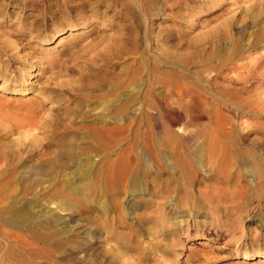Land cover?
Here are the masks:
<instances>
[{
    "label": "rangeland",
    "instance_id": "1",
    "mask_svg": "<svg viewBox=\"0 0 264 264\" xmlns=\"http://www.w3.org/2000/svg\"><path fill=\"white\" fill-rule=\"evenodd\" d=\"M55 1L0 0V264H147L140 258L139 244L155 251L157 242L163 243L162 236L147 230L151 223L145 217L153 216L154 208L137 205L122 189L128 182H110L106 164L94 157L102 152L92 130L95 119H112L120 109L127 129L108 136L116 139L110 141L108 157L113 160L123 151L118 161L122 166L128 158H140L145 170L140 183L146 191H222L235 182L230 178L241 174L251 194L246 210L258 205L252 196L264 192V170L262 178L253 168L257 163L264 168V146L241 141L233 175L204 180L199 157L207 160L208 143L198 133L203 127L222 129L234 122L240 136L243 128L259 129L264 121V113L240 109L241 97L264 93V64L249 67L250 73L248 67H238L240 51L252 61L264 53V0H61L74 11L60 15L55 14ZM75 20L77 28L67 30ZM34 21L41 29L47 21L56 31L53 38L44 42L17 31L23 22L28 26ZM60 27L66 32L58 31ZM13 54L16 58L10 57ZM121 75L127 77L118 85ZM16 78L20 80L14 82ZM151 82L160 109H148ZM180 83L189 88L188 96L176 94ZM108 86L118 88L107 95L103 92ZM137 105L144 108L135 116L130 111ZM197 112H203V118ZM164 125L184 154L191 152V164L197 168L191 183L179 182L183 180L174 159L169 160L176 163L167 160V169L156 174L148 146L165 139L159 134ZM132 161L130 174L136 168ZM258 210L244 212L233 232L229 226L236 224L235 210H229L221 231L208 224L212 214L224 221L220 211H195L188 217L192 232L180 237L181 245L169 255L170 264H264V204ZM192 217L201 225L193 228ZM133 225L138 226L136 236L129 235ZM194 229L199 230L197 237ZM147 255L150 263L159 259L153 252Z\"/></svg>",
    "mask_w": 264,
    "mask_h": 264
},
{
    "label": "bare ground",
    "instance_id": "2",
    "mask_svg": "<svg viewBox=\"0 0 264 264\" xmlns=\"http://www.w3.org/2000/svg\"><path fill=\"white\" fill-rule=\"evenodd\" d=\"M32 1H35V0H32ZM60 1L61 0H56L55 1V3H56L55 5L57 6V9H55V14H59V15L60 14H64V13L69 14L70 12L72 13L74 11V9H73L74 7L73 6L69 5L70 6L69 7L67 5V2H65L64 4H62V1L61 2ZM45 11L47 13L54 14V11L51 12L48 9H45ZM82 20H80L78 24H80V22ZM76 22H78V21H76V20L75 21H70L69 24H68L69 27H68L67 30H69V28H72L73 30L76 29L77 28L76 26H78V25H76L77 24ZM23 23H22V25H18V27H16L17 31L20 34H28L29 36H32V37L34 36L35 38L36 37L37 38L38 37H41L42 40L43 41L45 40L46 42L48 40H51L53 38L55 32H56V31H52V30L49 29V26L47 25V21H46V23L43 24V29H41V27H40L41 24H39V23L37 24V22H35V21L28 23V26H26V23H24V24ZM58 31L66 32L63 27H60ZM18 37H19V35H18ZM14 45H15L14 43H11L10 44V46H12V47H15ZM150 56H151V58L153 60L157 59L156 56H155V54L153 52H151V55ZM249 56L250 55H244V53L242 54V51H240V55H239L238 60L239 61H242V63L239 64L238 67H242V68H247L248 67V72H249V67H253L254 64L261 65V66L264 64V53L261 56L255 57L253 59V61L248 59ZM10 57L11 58H14L15 57V54L10 55ZM233 61H234V59H230V64L231 65H232ZM150 64H153L154 65V61H151ZM234 67H235V69L236 68L238 69V67H236V66H234ZM232 70H233V68H232ZM238 71H240V70H238ZM250 71H251V69H250ZM243 73H244V71H243ZM243 73L241 74L242 76H244ZM242 76H241V78H242ZM19 77L21 78V75H19ZM126 77L125 76L122 77V75H121L118 85L124 83L125 80H126ZM20 78H18V79L16 78L14 80V82H18V80H20ZM206 82H205V84H206ZM150 84H151L150 88L151 87L152 88L147 91V96L150 99L149 103H147L148 109H158V107L160 109V106L161 105L160 106L157 105V103H158V95H157L156 88L154 87L153 82H151ZM176 87L177 88H176L175 92H176L177 95H179V97L182 96V95H184V94H186V96H188L187 93H189L190 91H189V88L185 84H181L180 86H176ZM107 88L108 89H106V91H104L103 93L108 95V93H110V92L111 93L113 91L115 92L116 88H118V87L112 88V87L108 86ZM204 88H207V87H204ZM1 89L2 90H6V91L7 90H12L14 92H23V91H25V89H22L21 87L20 88H16V87L13 88L11 86L10 87H3L2 86ZM168 92L169 91H167V94H168ZM263 94L262 95L261 94L260 95L258 94L256 97H255V95H252L254 98H250V97H244L243 98V97H241L240 98V102L243 103V105L240 106L241 111H243V108H249V110L251 112L256 113V114H262V113H264V97H263L264 95ZM113 95H115V94L113 93ZM204 95H205V92H204ZM119 96H121V94ZM119 96H118V98H119ZM217 97H215V98H217ZM223 99H225V98H223ZM159 100H161V99H159ZM140 106L137 105L134 108H131L130 107L131 108V111L130 112L132 113V115H135L136 116V115L140 114L143 111V108L144 107L141 108ZM107 110L108 109H106V111ZM124 110H126V109H124ZM157 112H158V110H157ZM190 112H192V111H190ZM116 113H117V115L114 116L112 119H109V120L107 118L104 119V118H100V117H98L97 119H95V122L93 123V124H95L94 125L95 127H93V128L91 127V128H92V130H94L96 132V135L97 136H95V137L97 139H99L98 140L99 143H98L97 147L101 149V150H99V152L100 151H102V152L101 153H98L97 155L95 154L94 157L95 156L96 157L98 156V159L97 160H100L102 158V161L106 164V170H105V172H107L110 175L109 177H110V180H111L110 181L109 180V177H107L108 178L107 181L109 180L112 183H117V182H120L121 180L125 179L129 183V185L127 183V186L128 187L125 186L124 188H122V189H126L125 190L126 192L125 191H123V192H125L126 195H129V193H130L131 196L134 197L133 200H134V202L137 205L143 204V206H145V207H147V206H153V208H154V210H153V213H154L153 216H147V217H145V220L151 223L150 227H147V230L149 231L150 234H152V233L154 234L155 233L157 237H159V236L161 237L162 236L163 237L162 238L163 243H160L158 241L157 242V246L155 247V251H151V249L148 248L147 245L140 243L139 246L142 245V247H141L142 253L140 254V258H141L142 261L146 262L147 264H156L155 261H159V264H170L171 261H169L170 260L169 259V255L171 254V251H173V250L175 251L177 249V247H179L181 245V243L179 241V240H181L180 237L183 234H189V233L192 232L191 231L192 228H189V225H188V223H189L188 217L191 218V216L195 215L194 214L195 211L196 212L204 211V210H215V211L217 210V211H220L223 214V216H224V217H222L224 219V221L218 220V218H215L214 215L212 214L210 216L211 217L210 218L211 221L208 224L212 227V230H215V229L218 230L219 229V231H221L225 227V225L223 223L227 222V220H228L229 210H233V211L235 210V213H237V216H238L236 218L237 219L236 224H233L232 227L229 226V228L233 232L234 230H236V231L238 230L236 228L239 226V223H240L241 218H242L241 216H242V214L244 212H247V211H250V210H251L252 213L254 211L255 212L256 211H259L258 210V205L259 204H261V205L264 204V194H263L264 192L263 193L261 192V193H258V194L255 193V195L252 194L253 195L252 196V199H255L258 202V205H254L252 208H250V210H246V203L249 201V198L251 196H249L250 193L247 194V191H248L246 189L247 188V185H244L241 182V180H242V179H240V175L241 174H237V173H236L237 174V178H230V179L235 180V182H233V184L230 183L231 185L230 184L227 185L225 187V189H223L222 191L215 190L213 187L212 188L215 190L213 192L203 193V192L198 191L196 193V192H192V191L186 190V191H184L182 193H178L179 195L178 194L170 193L171 191H169V193L157 192V191H154V192L146 191L144 189L145 187L142 186L144 184L141 185L142 181H140L141 180L140 179V174H142V172L145 171L144 168H143V163L141 162L140 158L135 159V160L133 159V161H132L131 158H128V160H127L128 162H126L125 165L122 166L121 163L119 164L118 161L121 160L124 157L123 156V151L121 153H119L117 155V157L115 159H113V160L109 159V157H108V155H109L108 154L109 153L108 150H109V148H111L110 147V143H111L110 141H111V139H114L115 142H116V139L115 138H112L114 136H112L111 133L116 132V133L121 134L122 132H124L127 129L126 120L124 119V116H123L124 115L123 114V110L120 109ZM160 113H162V112H160ZM197 113H198L197 114L198 117L203 118V112H197ZM163 114H164V112H163ZM170 114L171 113H169V115H168V119H171V117H173L172 114L171 115ZM166 115L164 114V116H166ZM188 116H190V114H188ZM184 118L185 117H183V119ZM223 118L226 120L225 117H223ZM177 119H180V117L178 115H176V117L174 118L175 122L178 121ZM183 119H181V120H183ZM196 120L197 121L198 120L202 121V119H196ZM211 120H212V118L209 120V122ZM225 120H223V121H225ZM239 122L240 121H238V123ZM164 123H165V121H164ZM206 123H208V122H206ZM228 123H229L230 126L228 125L229 127H227V128L225 127V128L220 129V127H222V126L218 127L219 129H216V128H204L203 127L202 128V131L200 130L201 134L198 133L199 136L201 135V138H202L200 140L203 141V142L207 141V143H208V148H207L208 149V154H205L206 156H208L207 160L205 161L204 158H202L201 156L199 157L200 166H201L202 169L204 168L203 169V173H205L204 180L205 179H208V180L215 179V181H217L220 178H223V177L229 178V177H231L233 175V172H230V171H231L232 168L235 169V167L237 166L236 165L237 158L241 155V152H242V149H240L241 146H239V144H240L241 141L247 139V140H249V142H248L249 144H258V145L260 144V146L261 145L264 146V121L258 123L259 126H260L259 129L258 128H256V129H250V128H245L244 129L243 128L241 130L242 131V135H240V136L238 134L239 133L238 132V128L236 127V125L234 124V122H228ZM203 125H205V124H203ZM164 126H163V128L160 126L162 129L160 128L161 130H160L159 134L164 135L165 139L159 138V139H157V142L155 141L156 142V145L153 144V146H148V149H149L148 152L150 153V157L149 158L152 159L153 165L155 163L154 166H155L156 174L159 176L161 173H163L164 170L167 169L166 166H165V164H167V160L169 162L170 161L169 159H171V160L174 159L177 162V165L179 167V172H180L179 174H180V176L179 175L178 176L180 178H182V180H183L182 182L181 181H179V182L180 183H183V182L186 181V184L187 183H191V182L194 181L195 174L197 173V168H195V166L191 164L193 162V157H189L190 156L189 154H191V152L189 151L190 153L189 154L187 153L189 156L188 155L186 156L184 154L185 153L184 150H182L180 148L182 145L180 147H178V145L180 144V142L177 140V137H173V134L171 132V129L169 127H166V126L164 127ZM243 126H244V123H243ZM254 127H255V125H254ZM85 128H87V126ZM249 131H252L251 132L252 133L251 134L252 136L248 133ZM190 133H192V132H190ZM253 134H255L257 137H255ZM110 135L112 137H110V140H109V137L108 136H110ZM186 137H187V139L190 138L188 136H186ZM118 138H121V137H118ZM184 139H182V140H184ZM192 139H193V137H192ZM169 140H171V141H169ZM177 141H178V144H177ZM191 143H189V144H191ZM194 143H192V144H194ZM112 144H114V143H112ZM181 144H183V143H181ZM196 144L198 145L199 143L197 142ZM201 144H200V146H201ZM203 145H204V143H203ZM185 147H187V146H185ZM200 149L198 148L197 151H199ZM132 152H134V151H132ZM149 153H148V155H149ZM199 153H198V155H200ZM194 154H193V156H194ZM90 158H91V156L88 157V159H90ZM194 159H197V158H194ZM144 160H145V158H144ZM131 161L134 162V164L136 165L135 166L136 168L134 169V173L132 171V174H130V167L133 166V165H131L132 164ZM152 161L150 162L151 164H152ZM176 162H174V163H176ZM174 163L171 162V165L174 164ZM250 164H251V162H250ZM257 164H255V167L254 168L252 166L251 167L253 168V172L255 170H257V173L260 172V175H261V171H263L264 168L262 166H256ZM145 166H146V164H145ZM173 167H174V165H173ZM175 167H176V165H175ZM178 167L175 168V169H178ZM170 169L173 170V168H170ZM167 171H169V170H167ZM175 172H177V171H175ZM255 174H256V172H255ZM167 175H168V173H167ZM171 175H172V173H171ZM262 175H263V173H262ZM144 177H146V176H144ZM262 178H263V176H262ZM174 180H175V178H174ZM145 181H147L146 178H145ZM170 181H168V182H170ZM166 182H163L164 185L162 183V185L165 187V189L167 188V183ZM249 182H250V185H252V183L254 181L251 180ZM106 183L107 182H105V184ZM121 184H123V183H121ZM124 185H125V182H124ZM113 186H116V185L113 184ZM206 186H208V185H206ZM159 188H160V186H159ZM144 194L145 195L146 194H149V195L152 196V198L142 197V195L144 196ZM135 198H137V199H135ZM153 198H155V199H153ZM166 201H168L169 203H167ZM226 202H232L233 205L231 207H229V206H226V205H223L222 204V203H226ZM166 203H167V205L165 206ZM205 213H207V212H205ZM21 214H23V213H21ZM21 214H19V216ZM146 215H148V214H146ZM138 216H140V215H138ZM22 217H23V215H22ZM22 217H20V218H22ZM256 217H257V214H256ZM142 218H143V216L140 217L141 220H142ZM262 218L263 217H261V219ZM192 219H193L192 221L194 222L193 223V228H194V226L201 225L200 221L194 219L193 217H192ZM141 220H139L140 223H141ZM262 220H263V223H264V218ZM137 225H140V224L137 222ZM191 226L192 225L190 224V227ZM128 228H129V232H130L129 235H131V236L138 235V226L133 225V226H130ZM193 232L195 234V237H197L198 236L197 234H198L199 230L198 229H194ZM243 233H245V232H243ZM242 235H244V234H242ZM153 237H154V235H153ZM133 243H135V242H133ZM235 250L236 251H240V254L243 255L244 257L245 256H248V252L245 251V250L241 251L240 250V247H237ZM152 252H153V254H155L156 259L157 258H159V259L158 260H153V262L150 263L151 262V256H148L147 254H151ZM261 256L264 257V254H262Z\"/></svg>",
    "mask_w": 264,
    "mask_h": 264
}]
</instances>
